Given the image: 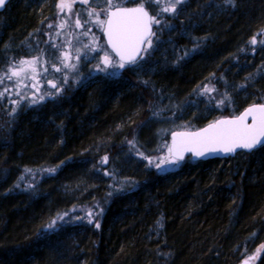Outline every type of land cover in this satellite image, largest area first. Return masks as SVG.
I'll list each match as a JSON object with an SVG mask.
<instances>
[{"label":"trees","instance_id":"trees-1","mask_svg":"<svg viewBox=\"0 0 264 264\" xmlns=\"http://www.w3.org/2000/svg\"><path fill=\"white\" fill-rule=\"evenodd\" d=\"M142 1L112 4L144 3L153 16ZM59 4L10 0L0 14V92L11 65L44 53L60 19L71 31L107 7ZM155 16L139 70L68 79L14 113L9 91L0 98V264H239L253 254L264 264V145L155 167L171 158L180 114L194 130L264 103V0H184ZM205 86L215 91L200 95Z\"/></svg>","mask_w":264,"mask_h":264},{"label":"snow or ice","instance_id":"snow-or-ice-1","mask_svg":"<svg viewBox=\"0 0 264 264\" xmlns=\"http://www.w3.org/2000/svg\"><path fill=\"white\" fill-rule=\"evenodd\" d=\"M8 2V0H0V8H3L5 4ZM82 3L87 4L88 0H81ZM95 2V0H94ZM145 3H148L149 6L152 4L159 5L160 0H144ZM226 3L233 4L234 0H225ZM105 5H107L106 8L102 9L103 11H108V8L115 7V5L112 4V0H104ZM184 3V0H169L170 6H164L160 9V12H176V6ZM63 0H61V4L58 5V7L63 10ZM94 14L93 11H88L87 15L92 16ZM159 14V13H158ZM156 23L159 25L161 21L156 18L155 15L150 16L148 11L145 10L144 3L140 4V7L137 9H125L121 10L119 7H116V11L108 12V18L106 21H100V23H106L108 27V42L111 44L113 51L117 54L119 59L115 62H113L112 58L108 54L107 51L103 52L102 56H99L98 64L96 65V68L100 72H106L108 68H112L113 71L110 73H107L110 76H118L119 72L117 70H122L125 65H135L137 63V55L140 53V46L142 44L147 43L148 47H151L152 41L151 39H146L149 34L151 33V24ZM76 25L77 27H81L79 18L76 19ZM49 28L53 27L52 24L48 25ZM60 27H63L61 24ZM84 35H88V31L86 30L84 32ZM260 35H264V32L260 33ZM251 44L256 43L255 37L250 41ZM264 43V41H262ZM146 50V49H145ZM195 49H193L194 51ZM187 54V53H185ZM63 57L61 59L60 57ZM69 54L62 53L60 56H57V59L60 61V63L63 64L64 69H72L73 71L76 69V65L66 62L69 60ZM143 57L141 56V59ZM80 56L77 55L75 57L76 61H79ZM33 61H27V60H20L18 62L19 65H24L27 63H32ZM103 65V67H101ZM55 67V65H53ZM22 69H18L16 67L10 68V73H6L5 75L8 77V79H11L12 77H18L19 73ZM56 71H61V68L56 67ZM4 82V77L0 76V84ZM63 83H67V76L65 75L63 79ZM53 87H56L54 84ZM8 91L7 88L4 89L3 92H0V98L4 97L5 93ZM60 91V90H58ZM215 91V88H209L208 86H205L201 92L200 95H209ZM19 95V93H17ZM43 99V97H41ZM13 104H19L20 101H10ZM35 102V101H34ZM220 104H223L224 101H219ZM259 112L264 113V105H260L258 109ZM13 113L15 112V108L12 110ZM254 112L253 108H249L244 113V116H247L249 114H252ZM244 116L238 117L236 120L233 121H222L219 123L230 125V127L220 130L215 136H207L206 133L209 131V128H212L213 125H209V128L203 129L201 132H195L190 134H184V133H174L173 139L175 140V137L177 135H189L193 140L199 143H204L208 145H214L217 142L222 144V151L224 152H234L236 148H242L251 150L255 148L257 145L262 144L264 140V118L260 120L261 129L259 132H257L256 125H257V117L253 116V125L251 127H242L240 126L237 121H242ZM130 146L135 147V141H129L128 142ZM187 151L194 152L195 155L203 156L205 155L204 151H196L194 148H187ZM209 151H217L218 149L216 147H210L208 149ZM169 153L173 152V148L168 149ZM140 155H143L140 153ZM145 159H149L148 157H144ZM183 159V155H181L179 152L176 154V158H169V157H162L160 158L158 163H155V167L157 169H160L161 171H167L168 169L164 167V165H174L178 164L180 160ZM101 164H107L108 163V157L104 156L101 161ZM152 163V161H150ZM31 171V170H26ZM50 174L55 171V169H48L46 170ZM108 175L109 173H105ZM23 179V177H21ZM29 187H33V185H29ZM111 195V193H109ZM103 211V209H101ZM68 215L67 213L64 214H58L57 219L60 221L64 220V216ZM99 215V213H97ZM88 216L91 217L92 213L89 212ZM56 220H53L51 223L48 224L47 230H54L56 225ZM89 223H92V220L89 219ZM157 224L159 227H163L162 224H160L159 221H157ZM95 227L99 228V223L95 224Z\"/></svg>","mask_w":264,"mask_h":264},{"label":"rangeland","instance_id":"rangeland-1","mask_svg":"<svg viewBox=\"0 0 264 264\" xmlns=\"http://www.w3.org/2000/svg\"><path fill=\"white\" fill-rule=\"evenodd\" d=\"M164 6H170L169 0H160L159 5L152 4L154 15L163 13L160 12V9ZM93 12L94 14L88 16L85 24L80 23L82 25L81 27H77V25L74 24L71 31H69L66 23L60 19L56 25L59 26L57 27L58 30L51 33L43 54L40 55L37 51L33 50V58L27 60L33 61L32 63L24 65L16 63L9 67L8 73H10V68L12 67L22 69L18 77H12L9 79V84H7V86L3 85L4 89H8L9 92L7 95H9L11 101H20L19 104L11 103L13 109L24 106L35 107L46 101L51 94L56 93L61 87L65 75L67 76V80L73 79L77 82L88 81L91 76L100 72L96 68L98 64L97 58L102 56L104 51L108 52L113 62L117 61L113 54L107 49L104 40L101 39L104 23H100V21H105L106 12ZM61 24L63 27H60ZM86 30L88 31V35H84ZM62 53L69 54L70 58L66 62L76 65L74 71L70 68H63V64L57 59V56H60ZM77 55L80 56L79 61L75 60ZM60 58L63 59L62 56ZM53 65H55V67H53ZM56 67L61 68V71H56ZM101 67H103V65H101ZM141 67L142 64H136L133 70H139ZM112 71V68H108L106 72L100 73L107 74ZM53 84L56 87H53ZM17 93H19V95H17ZM41 97H43V99H41ZM183 116L182 113L180 114V118L177 117L170 121L168 129L171 132L174 130H186V123ZM181 162L183 161H179L178 164L168 165L167 168L177 167Z\"/></svg>","mask_w":264,"mask_h":264},{"label":"water","instance_id":"water-1","mask_svg":"<svg viewBox=\"0 0 264 264\" xmlns=\"http://www.w3.org/2000/svg\"><path fill=\"white\" fill-rule=\"evenodd\" d=\"M10 2V0H8V2L5 4V6L3 8H0V14L4 11V9L6 8V6L8 5V3ZM119 7L121 10H125V9H137L140 7V5H133V6H116ZM116 7L113 8H109L108 11L106 12V18L105 21L108 18V12L111 11H116ZM145 7V6H144ZM145 10L148 11L149 15H151V13L149 12V10L145 7ZM151 33L153 34V24H151ZM152 34H149L148 37L146 39H151ZM102 35H103V39L105 41V44L108 48V50L117 58L119 59V57L117 56V54L113 51L111 44L108 42V27L107 24L104 23L103 25V30H102ZM146 42L145 44H142L140 46V53L139 55H137L136 59L137 61L141 58V56L144 53L145 47H146ZM127 65V64H126ZM260 105H264L263 104H252L248 107H246L243 111H241L238 115L236 116H228V117H221L201 128L195 129V130H175L172 131L170 133V138H169V148H173V152L170 153V156L172 158H176V154L177 152H179L181 155H183V159H186L187 157H191V159L193 161H206V160H211V159H215V158H220V159H224V158H229V157H234L236 154H238L239 152H245V153H251L252 151H254L255 149L261 147L262 145H264V142H262V144L257 145L255 148L251 149V150H247V149H242V148H236V150L234 152H224L220 149H222V144L217 142L214 145H208V144H204V143H199L196 142L195 140H193V138H191L189 135H177L175 137V140L173 139V134L174 133H184V134H190V133H195V132H201L203 129L209 128V125H213L212 128H209V131L206 133L207 136L211 137V136H215L220 130L225 129L230 127V125L227 124H223V123H219L222 121H233L236 120L238 117L244 116V113L246 112L247 109L249 108H253L254 112L252 114H249L247 116H244L242 121H237V123L242 126V127H251L253 125V116L257 117V125H256V129L257 132L260 131L261 129V125H260V120L262 118H264V113L259 112L258 109ZM262 140H264V138H262ZM194 148L196 151H204L205 155L203 156H198L195 155L194 152L192 151H187V148ZM210 147H216L218 150L213 152V151H209L208 149ZM180 160V161H182ZM257 259V254H253L251 256H249L248 258L242 260L239 264H254V262Z\"/></svg>","mask_w":264,"mask_h":264}]
</instances>
